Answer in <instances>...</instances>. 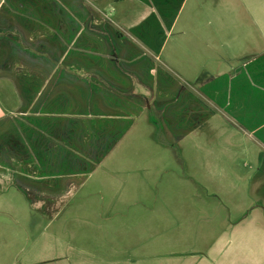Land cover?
I'll return each mask as SVG.
<instances>
[{"label":"crops","instance_id":"obj_1","mask_svg":"<svg viewBox=\"0 0 264 264\" xmlns=\"http://www.w3.org/2000/svg\"><path fill=\"white\" fill-rule=\"evenodd\" d=\"M191 1L179 21L188 0H0V226H15L13 264L121 257L141 202L127 185L161 175L163 149L183 158L214 132V150L224 123L261 131L262 145L264 37L226 25L223 0ZM256 197L217 205L229 224L185 264H264Z\"/></svg>","mask_w":264,"mask_h":264},{"label":"rangeland","instance_id":"obj_2","mask_svg":"<svg viewBox=\"0 0 264 264\" xmlns=\"http://www.w3.org/2000/svg\"><path fill=\"white\" fill-rule=\"evenodd\" d=\"M190 1L179 14V21L186 19ZM220 6L226 25H251L252 29L255 25L258 39L264 37V0H223ZM209 18L210 23L213 17ZM228 126L224 123L218 134L215 131L218 140L211 142L219 156L211 154L215 152L207 140L214 132H209L198 140L200 145L194 138L193 148L183 158L163 149L162 169L155 161V171L161 175L145 176V184L136 180L128 183L130 199L138 192L144 200L140 199L135 209L130 208L134 204L129 205L128 252L109 260L98 257L95 264H185L193 260L189 256H200L215 243L210 233L217 234L229 224L227 209L217 205L240 203L254 195L257 201H264V142L259 143L263 133L249 129L236 133ZM11 228L0 226V264H13L15 260V226ZM58 258L65 261L64 256H54L39 264H57Z\"/></svg>","mask_w":264,"mask_h":264}]
</instances>
